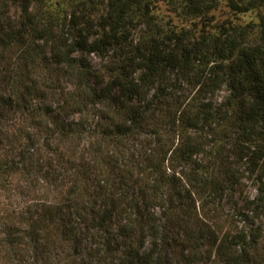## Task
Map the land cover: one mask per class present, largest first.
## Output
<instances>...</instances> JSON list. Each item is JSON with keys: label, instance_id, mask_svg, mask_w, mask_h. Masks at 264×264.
<instances>
[{"label": "trees", "instance_id": "1", "mask_svg": "<svg viewBox=\"0 0 264 264\" xmlns=\"http://www.w3.org/2000/svg\"><path fill=\"white\" fill-rule=\"evenodd\" d=\"M157 1L0 0V186L48 189L6 213L5 263L264 264V0L216 25L223 0Z\"/></svg>", "mask_w": 264, "mask_h": 264}, {"label": "rangeland", "instance_id": "2", "mask_svg": "<svg viewBox=\"0 0 264 264\" xmlns=\"http://www.w3.org/2000/svg\"><path fill=\"white\" fill-rule=\"evenodd\" d=\"M156 8L154 9L155 15L158 16L159 19L162 21H170L172 19L175 22L177 21V18L173 15V13L169 12L166 8V4L164 1L158 0L156 2ZM12 14L18 13V8H11ZM212 22L211 25H216L217 23H220L221 21L225 19H235L236 21L243 23L249 20H255L256 14L255 12L247 13L244 15H238V20L236 19L235 15L229 11L228 7L225 4V1L223 0L219 7L212 11L211 13ZM90 59L94 66L96 67H102L103 61H101L97 56L90 55ZM227 95L226 89L223 87L221 88L215 95V100L220 101ZM8 186L6 189L0 186V230L3 228V222L4 217L8 211L16 210V211H22V209H25L27 205H29L31 202L38 201V199L43 198L45 195L44 193H47L48 189L45 185V182L41 181L39 182V185H37L35 188H31L32 190H28L29 186L28 183L24 180L22 176L19 174H14L10 178V185L7 183ZM55 190L48 193V201L55 202L58 201L61 198V194L58 192H54ZM256 194V189L254 186V182L248 178L244 179V192L242 195L238 196L236 194L235 198L237 199L238 203L241 204L242 200L245 198H252ZM228 199V196H226ZM52 202V203H53ZM199 202H197V211H199L198 207ZM220 206L222 208V211L219 213V217L216 219V222L214 224L211 223V227L214 231L217 233H226L231 232L234 229V225L232 224L231 218L232 213H234V210L232 207L229 206V204L225 203L224 200L220 202ZM235 225H240V223H236ZM2 248V246H1ZM63 252V249L60 248ZM0 252H3L2 250ZM60 252L61 256L64 257V261L66 262V254L65 252ZM2 253H0V264H29V263H16L15 261H12L10 263H5L2 258ZM60 256V255H59ZM32 261L30 257H28V261ZM41 264V263H39ZM61 264H77V263H61ZM211 264V263H208Z\"/></svg>", "mask_w": 264, "mask_h": 264}]
</instances>
